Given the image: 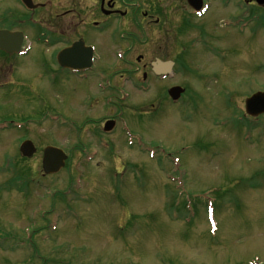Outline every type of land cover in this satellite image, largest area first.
Instances as JSON below:
<instances>
[{
    "label": "rangeland",
    "instance_id": "obj_1",
    "mask_svg": "<svg viewBox=\"0 0 264 264\" xmlns=\"http://www.w3.org/2000/svg\"><path fill=\"white\" fill-rule=\"evenodd\" d=\"M223 1L211 0L190 36L179 28L185 42L202 31L205 37L187 55L176 49L183 70L168 82L152 79L149 70L143 80L142 66L159 51L135 60L143 48L133 21L124 39L122 32L87 36L100 53L86 79L52 85L26 75L27 66L51 62L52 42L35 43L19 67L17 58L0 53V264H248L254 257L264 263V116L249 122L253 129L240 118H247L246 98L264 89V28L256 22L244 30L225 27L220 21L238 11L236 2ZM16 3L0 0V29H18L11 22L19 16L7 17L8 10L18 13ZM120 47L131 49L117 67ZM124 74L131 77L122 84ZM106 78L110 88L101 92L98 83ZM171 85L185 88L178 104L167 95ZM117 116L126 120L133 145L119 123L112 134L100 129ZM24 139L37 146L28 158L19 151ZM49 146L69 155L54 175L43 173ZM173 171L182 178L176 185L167 178ZM20 181L25 192L15 184ZM207 196L216 199L213 236Z\"/></svg>",
    "mask_w": 264,
    "mask_h": 264
},
{
    "label": "flooded vegetation",
    "instance_id": "obj_2",
    "mask_svg": "<svg viewBox=\"0 0 264 264\" xmlns=\"http://www.w3.org/2000/svg\"><path fill=\"white\" fill-rule=\"evenodd\" d=\"M236 1L239 18L246 19L249 22L256 20L264 21V4H259L257 0ZM206 2L210 3L211 0H206ZM228 2L229 0H227V6L235 3V0ZM16 4L19 6L17 8L19 9L18 13L14 6L15 11L8 10L7 17L11 19L13 15L19 16L20 19L15 18L11 22H17L19 24L16 26L18 29H15V26L8 29L23 32L20 47L21 50H24V55L6 53L2 50H0V53H5L11 58L12 56L17 58L19 60L18 67L21 65L20 58L28 57L34 48V44L46 39L52 42L55 47V54L66 48H70L76 42H83L84 47L92 46L95 55H99L98 46L92 42H88L87 36L96 32H99V34L96 33L98 35H102V33L117 35V33L122 32L124 36L122 34L120 37L122 36L124 39L125 33L131 29V21H133L137 30L134 32L136 35L135 40L143 48L135 60L138 63L143 62L146 55L144 52L147 50L150 52H162V54L170 58L162 60L159 58V52H155L151 58L153 60L149 61V64L145 63L142 66L143 74H147L149 70L155 76V63L160 60L171 61L172 69L179 68L180 61L177 60L176 49L179 50V54L183 52L184 55H187L188 50L192 46L191 39L185 42L184 39L178 38L179 28L182 35H184L183 33H188L192 30L191 23L197 20L187 0H17ZM177 4L181 9V14L175 10ZM53 7L55 8L54 11H52ZM188 7L190 9L189 13H187ZM47 8L49 10L45 11ZM5 11L7 10L5 9ZM20 15L23 17H20ZM176 17H178L177 21ZM229 18L232 19V29L235 30V14ZM8 21L10 20L8 19ZM173 21L176 22L175 26L172 25ZM47 24L48 26H46ZM38 26L40 31L37 32ZM80 28L83 30L80 31ZM215 28H217V23ZM161 30H164V34H160ZM201 33L203 34L198 35V37H205V33L203 31ZM190 34L188 33L187 35L190 36ZM75 37L76 39H73ZM177 38L179 39L178 41ZM126 40L129 42V39L126 38ZM136 41L132 43L134 44ZM130 49L120 47L123 53L128 52ZM17 55L22 56L19 57ZM56 61L53 57L50 63L43 62L41 68H38L37 65L32 68L27 66L26 75L30 78H39L41 75V78H46L47 82H50L52 85L63 80H71L78 77V74L73 73L71 70L64 71L66 68L61 67ZM9 63L12 72L15 66L12 61Z\"/></svg>",
    "mask_w": 264,
    "mask_h": 264
},
{
    "label": "water",
    "instance_id": "obj_3",
    "mask_svg": "<svg viewBox=\"0 0 264 264\" xmlns=\"http://www.w3.org/2000/svg\"><path fill=\"white\" fill-rule=\"evenodd\" d=\"M200 5V3H199ZM19 38L17 39L16 34H11L8 32H0V48L11 52L18 47L19 45ZM69 60H71L72 56H68ZM88 57L81 56L79 57V60L81 62L80 65H77L78 67H82L85 63L88 61ZM182 92L181 88H175L171 91V94L174 97H177ZM246 107L249 114L252 115H259L261 113H264V92H257L252 97L247 99L246 101ZM113 124L107 123L106 129H111ZM21 150L24 155L26 156H32L36 148L31 141H25L21 147ZM67 156L65 153H63L59 149H55L52 147H48L45 150L44 153V160H43V167L46 173H57L60 171L61 168L65 165V160Z\"/></svg>",
    "mask_w": 264,
    "mask_h": 264
}]
</instances>
